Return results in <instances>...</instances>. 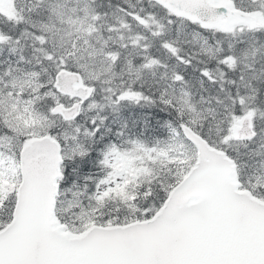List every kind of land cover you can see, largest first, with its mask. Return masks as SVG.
<instances>
[{
	"label": "snow or ice",
	"instance_id": "obj_1",
	"mask_svg": "<svg viewBox=\"0 0 264 264\" xmlns=\"http://www.w3.org/2000/svg\"><path fill=\"white\" fill-rule=\"evenodd\" d=\"M0 264H264V0H0Z\"/></svg>",
	"mask_w": 264,
	"mask_h": 264
}]
</instances>
